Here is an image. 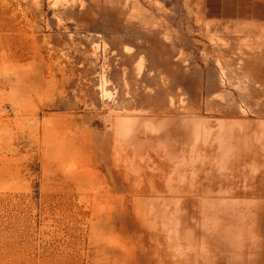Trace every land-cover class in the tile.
<instances>
[{
	"label": "rangeland",
	"instance_id": "obj_1",
	"mask_svg": "<svg viewBox=\"0 0 264 264\" xmlns=\"http://www.w3.org/2000/svg\"><path fill=\"white\" fill-rule=\"evenodd\" d=\"M0 264H264V0H0Z\"/></svg>",
	"mask_w": 264,
	"mask_h": 264
},
{
	"label": "bare ground",
	"instance_id": "obj_2",
	"mask_svg": "<svg viewBox=\"0 0 264 264\" xmlns=\"http://www.w3.org/2000/svg\"><path fill=\"white\" fill-rule=\"evenodd\" d=\"M136 126V125H135Z\"/></svg>",
	"mask_w": 264,
	"mask_h": 264
}]
</instances>
